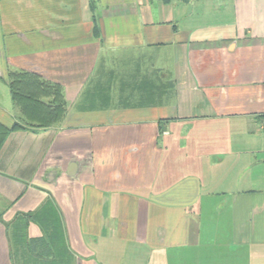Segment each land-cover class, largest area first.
I'll use <instances>...</instances> for the list:
<instances>
[{
  "label": "crops",
  "instance_id": "obj_1",
  "mask_svg": "<svg viewBox=\"0 0 264 264\" xmlns=\"http://www.w3.org/2000/svg\"><path fill=\"white\" fill-rule=\"evenodd\" d=\"M4 128L0 264H264V0H0Z\"/></svg>",
  "mask_w": 264,
  "mask_h": 264
},
{
  "label": "trees",
  "instance_id": "obj_2",
  "mask_svg": "<svg viewBox=\"0 0 264 264\" xmlns=\"http://www.w3.org/2000/svg\"><path fill=\"white\" fill-rule=\"evenodd\" d=\"M95 31H97L96 27H95ZM20 80L22 81V83L25 82V83H23L24 86L29 84L28 87H33V84H36V82L32 83L33 81H32V79L30 77L28 78V80H27V78L22 80V79H20V77H16L13 81L10 82L9 86H10L11 91L13 93V99L15 101L19 102V103H22V102L24 103L23 100H25V99L28 100L27 99L28 96H27V94L25 92L24 93L21 92V89H20L21 88V82H20ZM29 100L34 101L35 100V96L32 95V97H30ZM17 127H20V125L18 123H14V125L11 127V129H15ZM8 131H9V129H7V128H4V129H2L0 131V141H2L3 135H5Z\"/></svg>",
  "mask_w": 264,
  "mask_h": 264
}]
</instances>
